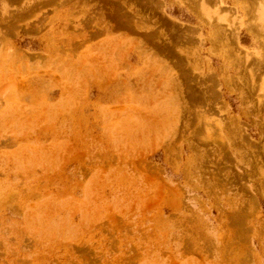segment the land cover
<instances>
[{
	"label": "rangeland",
	"instance_id": "rangeland-1",
	"mask_svg": "<svg viewBox=\"0 0 264 264\" xmlns=\"http://www.w3.org/2000/svg\"><path fill=\"white\" fill-rule=\"evenodd\" d=\"M0 264H264V0H0Z\"/></svg>",
	"mask_w": 264,
	"mask_h": 264
}]
</instances>
